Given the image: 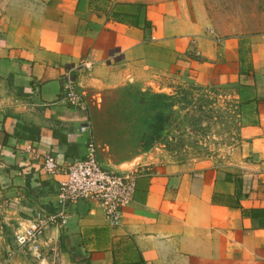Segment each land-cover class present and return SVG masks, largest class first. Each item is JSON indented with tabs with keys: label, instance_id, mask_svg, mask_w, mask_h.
Masks as SVG:
<instances>
[{
	"label": "crops",
	"instance_id": "0c3cea01",
	"mask_svg": "<svg viewBox=\"0 0 264 264\" xmlns=\"http://www.w3.org/2000/svg\"><path fill=\"white\" fill-rule=\"evenodd\" d=\"M68 70L84 106L62 97ZM185 79L240 101L226 162L127 154L97 129L111 89ZM88 134L102 167L134 172L133 200L115 225L96 201L69 202L38 264H264V0H0V264L20 263L9 236L35 211H56Z\"/></svg>",
	"mask_w": 264,
	"mask_h": 264
},
{
	"label": "rangeland",
	"instance_id": "374dc122",
	"mask_svg": "<svg viewBox=\"0 0 264 264\" xmlns=\"http://www.w3.org/2000/svg\"><path fill=\"white\" fill-rule=\"evenodd\" d=\"M239 111L235 91L185 79L181 84L111 89L96 120L97 129L127 154L156 148L173 160L223 163L242 142ZM13 235L9 236L12 255L7 257L15 255L19 264H38L18 249Z\"/></svg>",
	"mask_w": 264,
	"mask_h": 264
},
{
	"label": "built area",
	"instance_id": "2783aa9c",
	"mask_svg": "<svg viewBox=\"0 0 264 264\" xmlns=\"http://www.w3.org/2000/svg\"><path fill=\"white\" fill-rule=\"evenodd\" d=\"M88 66L87 62H83ZM62 97L71 106H84L85 100L77 89L75 79L70 70L63 74ZM87 131L86 126L81 127ZM87 151L83 158L75 159L64 169L65 178L60 181L57 192V209L54 212L35 211L28 224L13 235L14 244L31 256L35 261L43 258L41 237L50 225H62L65 222V207L69 202L94 200L103 209L104 216L112 224L120 221L121 210L134 197L136 175L134 172H121L104 168L97 158L94 138L88 134ZM25 152L30 158L39 157L30 146ZM42 168L47 173H57L61 167L51 153L42 155Z\"/></svg>",
	"mask_w": 264,
	"mask_h": 264
}]
</instances>
